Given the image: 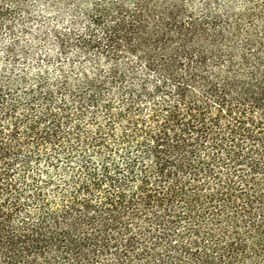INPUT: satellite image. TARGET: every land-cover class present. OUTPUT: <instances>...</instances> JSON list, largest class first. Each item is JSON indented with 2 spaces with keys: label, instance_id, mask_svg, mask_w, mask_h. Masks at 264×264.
<instances>
[{
  "label": "trees",
  "instance_id": "16d2710c",
  "mask_svg": "<svg viewBox=\"0 0 264 264\" xmlns=\"http://www.w3.org/2000/svg\"><path fill=\"white\" fill-rule=\"evenodd\" d=\"M87 18L0 67V264H264V0Z\"/></svg>",
  "mask_w": 264,
  "mask_h": 264
},
{
  "label": "rangeland",
  "instance_id": "374dc122",
  "mask_svg": "<svg viewBox=\"0 0 264 264\" xmlns=\"http://www.w3.org/2000/svg\"><path fill=\"white\" fill-rule=\"evenodd\" d=\"M95 1L24 0L23 7L12 13V29L0 32V67L34 72L45 64H70L67 58L74 57L72 50L60 61L61 50L52 29L69 28V23L74 21L76 28L83 30ZM192 1L196 6L202 2Z\"/></svg>",
  "mask_w": 264,
  "mask_h": 264
}]
</instances>
